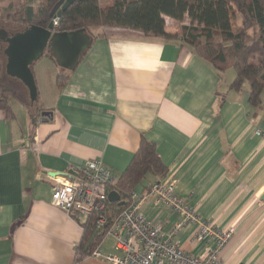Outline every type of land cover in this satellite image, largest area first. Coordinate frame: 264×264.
<instances>
[{
  "label": "crops",
  "instance_id": "obj_1",
  "mask_svg": "<svg viewBox=\"0 0 264 264\" xmlns=\"http://www.w3.org/2000/svg\"><path fill=\"white\" fill-rule=\"evenodd\" d=\"M103 31L106 38L94 42L74 72L49 57L33 67L39 108L51 119L19 107L17 113L13 104L10 115L0 110V264H110L80 256L83 227L52 205L53 187L70 174L82 180L90 160L119 177L143 136L155 143L169 171L165 179L176 183L175 194L196 219L232 230L222 263L264 264V137L256 133H264V94L252 106L248 84L232 90L235 73H219L180 36ZM44 69L51 74L45 90L38 82ZM154 181L135 190L143 193ZM142 212L165 232L182 219L151 195ZM197 231L191 221L174 237L195 256L204 249ZM98 248L120 254L109 236Z\"/></svg>",
  "mask_w": 264,
  "mask_h": 264
},
{
  "label": "trees",
  "instance_id": "obj_2",
  "mask_svg": "<svg viewBox=\"0 0 264 264\" xmlns=\"http://www.w3.org/2000/svg\"><path fill=\"white\" fill-rule=\"evenodd\" d=\"M7 1L0 0L1 3ZM31 1L12 0L7 7L0 5V24L3 27L0 29L13 35L30 26L47 28L55 18L51 17V11L60 0H35L36 4ZM237 13L242 18V28L234 32L232 20ZM186 18L191 24L183 26L181 34L177 36L196 54L211 62L219 73L234 70L231 89L239 92L248 84L249 103L260 106L264 94V0H113L109 7H103L100 0H76L63 12L55 32L85 30L93 40L92 46L97 40L106 38L103 30L109 28L134 30L151 37L171 39L173 36L167 31L168 19L182 22ZM93 29L100 31L95 33ZM6 46L5 42L0 41V52L6 60L4 63L0 58V110L10 115L11 100L26 106L35 103L31 104L27 89V95H23L14 83L11 84L14 79L6 73ZM44 57L55 61L49 50L42 59ZM37 63L31 66L32 71ZM60 69L64 72L75 71ZM64 80L65 76L60 74V88ZM41 113V109L37 108L34 116L38 118ZM168 173L155 143L143 136L128 168L106 189V193L116 191L120 201L125 203L123 206L108 203L112 218L126 209L132 191L140 183L146 179H155L154 182L165 179ZM93 217L78 221L84 230L79 246L81 257L90 255L106 237L105 233L96 229Z\"/></svg>",
  "mask_w": 264,
  "mask_h": 264
},
{
  "label": "built area",
  "instance_id": "obj_3",
  "mask_svg": "<svg viewBox=\"0 0 264 264\" xmlns=\"http://www.w3.org/2000/svg\"><path fill=\"white\" fill-rule=\"evenodd\" d=\"M60 18L55 17L54 26ZM257 135L263 136L261 131ZM82 180L73 178L56 180L52 193V205L65 212L75 221L95 216V227L106 237L115 240L120 254H105L99 248L90 257L110 264H223L220 253L232 236V230H222L213 223L199 221L188 204L176 194V183L166 179L156 181L143 193L132 191L129 205L112 218L110 214L109 188L117 178L101 161L90 160L81 170ZM157 205L171 207L182 219L165 232L160 223L149 221L142 212L148 196ZM111 219V223H109ZM196 221V240L204 243L203 253L195 256L184 251L175 235L188 222Z\"/></svg>",
  "mask_w": 264,
  "mask_h": 264
},
{
  "label": "water",
  "instance_id": "obj_4",
  "mask_svg": "<svg viewBox=\"0 0 264 264\" xmlns=\"http://www.w3.org/2000/svg\"><path fill=\"white\" fill-rule=\"evenodd\" d=\"M76 0H60L53 10L51 17L61 18L65 10ZM52 21L47 28L30 26L23 31L10 35L4 29H0V40L7 46L4 53L7 57L6 73L24 84L29 92L31 104L38 100V87L31 66L38 62L49 50L57 65L65 70H76L83 55L92 47L93 40L85 30L74 32H55ZM42 116L47 120L53 117L51 112H43ZM111 203H125L120 201V195L113 191L109 193ZM264 201V195L261 197Z\"/></svg>",
  "mask_w": 264,
  "mask_h": 264
},
{
  "label": "rangeland",
  "instance_id": "obj_5",
  "mask_svg": "<svg viewBox=\"0 0 264 264\" xmlns=\"http://www.w3.org/2000/svg\"><path fill=\"white\" fill-rule=\"evenodd\" d=\"M15 1H18V2H20V0H14V2ZM21 1H23V0H21ZM10 2H12V0H8L7 2H5V5L3 6V7H7L8 6V4L10 3ZM31 3H33V4H36V1L34 0H32L31 1ZM112 3H113V0H102V3H101V5L102 6H104V7H109V6H111L112 5ZM2 7V8H3ZM170 22L168 23V26H167V29L169 30V31H172V33H170L171 35H180L181 34V31H182V28H183V26H185V25H190L191 24V21L188 19V18H186L184 21H182V22H178V21H173V20H171V19H168ZM232 23H233V31L234 32H238L241 28H242V18H241V16L237 13V14H235L234 15V17H233V20H232ZM2 27V25L0 24V28ZM3 28V27H2ZM252 30H250L249 31V33H251L252 34ZM0 58L4 61V63H5V58L2 56V54H1V52H0ZM42 59V58H41ZM38 70H41V69H39L38 68ZM43 70V69H42ZM44 73H45V77H44V82L42 81V79H39V86H40V88H42L43 89V87H44V90L45 89H48V86L49 87H51V85H50V82H51V78H50V76H51V74H50V71H49V69H44ZM235 72H234V70H232V69H230L229 70V75H232V74H234ZM10 77V76H9ZM11 78V77H10ZM11 79H14V78H11ZM12 83H14L15 85H16V88H18V89H20V90H23V87L19 84V82H17V80H13V81H11V84ZM37 87H38V84H37ZM27 89V88H26ZM38 91H39V88H38ZM10 104H13L14 105V107L17 109L16 110V112L18 113L19 112V108L20 109H22V111H23V113L25 114V115H29V112H31V113H33L34 112V115H35V111H36V109L37 108H39V106H40V104H41V100L40 99H38L36 102H35V105H32V106H29V105H27V106H29V107H23V106H20L19 104H17L16 103V101L15 100H11L10 101ZM25 104H27V100H26V103ZM19 107V108H18Z\"/></svg>",
  "mask_w": 264,
  "mask_h": 264
},
{
  "label": "flooded vegetation",
  "instance_id": "obj_6",
  "mask_svg": "<svg viewBox=\"0 0 264 264\" xmlns=\"http://www.w3.org/2000/svg\"><path fill=\"white\" fill-rule=\"evenodd\" d=\"M2 42V40H0ZM4 42V41H3ZM17 82H19V84L23 87V90H20V92L23 94V95H27V92H26V87L24 86V84L20 81L17 80Z\"/></svg>",
  "mask_w": 264,
  "mask_h": 264
}]
</instances>
